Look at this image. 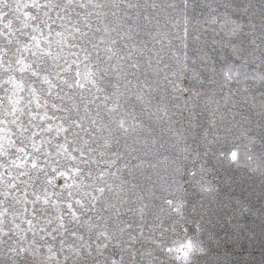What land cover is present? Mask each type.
<instances>
[{
    "label": "snow or ice",
    "instance_id": "snow-or-ice-1",
    "mask_svg": "<svg viewBox=\"0 0 264 264\" xmlns=\"http://www.w3.org/2000/svg\"><path fill=\"white\" fill-rule=\"evenodd\" d=\"M264 247V0H0V264H237Z\"/></svg>",
    "mask_w": 264,
    "mask_h": 264
},
{
    "label": "rangeland",
    "instance_id": "rangeland-1",
    "mask_svg": "<svg viewBox=\"0 0 264 264\" xmlns=\"http://www.w3.org/2000/svg\"><path fill=\"white\" fill-rule=\"evenodd\" d=\"M231 259L236 261L237 264H264V247H262L261 243L257 240L248 245L243 255H233Z\"/></svg>",
    "mask_w": 264,
    "mask_h": 264
},
{
    "label": "clouds",
    "instance_id": "clouds-1",
    "mask_svg": "<svg viewBox=\"0 0 264 264\" xmlns=\"http://www.w3.org/2000/svg\"><path fill=\"white\" fill-rule=\"evenodd\" d=\"M200 264H204V262H203V261H201V262H200Z\"/></svg>",
    "mask_w": 264,
    "mask_h": 264
}]
</instances>
